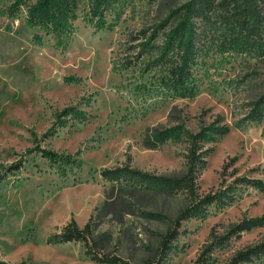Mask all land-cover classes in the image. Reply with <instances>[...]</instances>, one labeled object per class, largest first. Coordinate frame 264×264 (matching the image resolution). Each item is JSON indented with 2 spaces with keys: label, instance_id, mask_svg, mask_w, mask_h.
Instances as JSON below:
<instances>
[{
  "label": "rangeland",
  "instance_id": "374dc122",
  "mask_svg": "<svg viewBox=\"0 0 264 264\" xmlns=\"http://www.w3.org/2000/svg\"><path fill=\"white\" fill-rule=\"evenodd\" d=\"M10 1L0 0V165L31 147L62 107L77 103L89 117L67 121L41 142L57 152L79 151L76 174L67 170L62 180L32 153L24 155L19 171L0 178V261L109 264L87 255L81 241L48 242L72 220L79 227L91 220L92 248L101 258L264 264V0H257L259 42L252 51L229 43L236 33L230 14L244 0H213L212 10L194 19L192 97L161 86L158 79L166 73L153 63L190 0H118L101 30L86 23L89 0H81L64 50L27 26L24 10L8 18ZM34 35L42 37L41 45L33 43ZM182 53L174 50L170 66L179 65ZM65 76L81 79L67 83ZM169 129L179 136L160 142L159 133ZM196 134L204 138L190 196L183 187L185 156ZM102 170H114L116 177L105 179ZM211 195L220 199L178 221L192 201ZM175 229L178 235L164 247V237Z\"/></svg>",
  "mask_w": 264,
  "mask_h": 264
},
{
  "label": "trees",
  "instance_id": "16d2710c",
  "mask_svg": "<svg viewBox=\"0 0 264 264\" xmlns=\"http://www.w3.org/2000/svg\"><path fill=\"white\" fill-rule=\"evenodd\" d=\"M80 1L81 0H11L5 8L4 14L8 18H12L24 10L25 24L27 26L37 27L42 32V35L52 38L54 48L64 50L74 36V21L78 15L77 11ZM117 1L118 0H89L85 18L86 23L95 30L104 29L108 25L105 17L106 11ZM213 3V0L188 1L184 5L182 11L177 12L178 17H181V19L168 31L165 42L158 48V57L153 60V63L160 65L166 73L159 77V84L161 86H167L175 95L180 97H192L196 93V84L193 76V68L196 65V49L194 42L196 32L194 29V19L196 17H204L212 10ZM257 8V0H244L241 6L230 14L234 17V19L231 20V29L232 31H236L233 37L229 38L232 49L252 51V48L256 47V42L259 41L255 34H257L256 31L260 29V25L257 23L260 19ZM252 19H254V21ZM32 41L37 45H41L43 40L41 36L34 35ZM141 45L146 48H151L147 42ZM176 48L183 49L181 60L178 66H170V55ZM80 79L81 78L75 76L64 77V81L67 83ZM90 99L91 98H88L85 101L84 105L86 107L90 105ZM88 117L89 115L77 108V103L66 105L60 110L55 111L53 114L54 119L50 127L39 138L34 136L33 145L26 148L23 152L24 154L21 153L17 160L6 167L0 165V178H4L8 174H14L19 171L25 162L24 155L32 153L39 154L42 158L46 159V161L56 169L57 175L62 180L67 179V170L76 174L82 164L80 158L77 156L79 151L74 154L57 152L42 146L41 142L55 135L58 128L66 125L67 121H83L87 120ZM214 129H218L221 134L225 133V129H223V131L219 128ZM158 136L160 142H163L166 138L171 136L177 138L179 136V130L169 129L160 132ZM190 138L188 153L185 156L186 170L183 178V187L190 196H193L195 195L196 178L201 165L200 154L197 152L201 149L200 142L204 136L196 134ZM74 166L77 168L76 172L73 171ZM115 173L116 171L114 170L101 171L102 176L108 180L114 179L116 177ZM134 173L139 174V171L135 170ZM74 174L70 176H74ZM70 176L68 175V178ZM155 181H158L161 184H158L160 186L164 185L162 180L156 179ZM251 183L256 184L254 181ZM146 184L148 185V183ZM149 185L153 184L149 182ZM218 198V195H211L197 202L192 201V204L180 213L177 218L178 221L179 219H188L197 216L200 211H202L205 202L210 204ZM261 224V222L254 221L255 226ZM92 232L93 225L91 220L85 222L82 227H79L77 223L72 220L62 229L60 234L48 238V242L63 243L72 240L81 241L85 247V253L96 261L103 260L109 264H129L121 261L117 257L111 259H107L106 257L101 258L92 248L94 244ZM177 235L176 229L169 231L164 237L162 245L167 247L166 242ZM0 264H5V262L0 261Z\"/></svg>",
  "mask_w": 264,
  "mask_h": 264
}]
</instances>
